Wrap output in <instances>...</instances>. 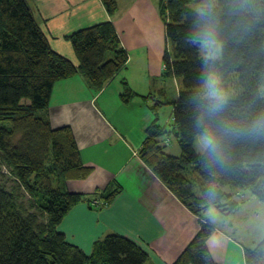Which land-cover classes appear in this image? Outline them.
<instances>
[{"label":"trees","instance_id":"16d2710c","mask_svg":"<svg viewBox=\"0 0 264 264\" xmlns=\"http://www.w3.org/2000/svg\"><path fill=\"white\" fill-rule=\"evenodd\" d=\"M101 1L114 18L118 0ZM158 4L167 40L164 75L182 86L172 102L173 127L153 121L141 158L197 213L234 211L235 189H250L264 202V0ZM68 38L78 64L53 48L30 0H0V264H147V252L121 234L96 241L88 254L58 230L77 204L93 207L90 197L99 196L107 205L122 189L115 182L89 195L67 190L68 180L87 178L92 167L83 163L72 128L51 124L54 86L79 74L99 91L130 58L112 20ZM203 41L219 44L220 57L203 55ZM214 76L220 82L207 86ZM229 83L239 90L211 95ZM124 87L125 100L136 95ZM171 133L179 138L180 155L166 150ZM200 135L211 140L204 153L195 147ZM202 225L176 264H214L206 240L215 226ZM245 260L264 264V238L246 249Z\"/></svg>","mask_w":264,"mask_h":264},{"label":"crops","instance_id":"0c3cea01","mask_svg":"<svg viewBox=\"0 0 264 264\" xmlns=\"http://www.w3.org/2000/svg\"><path fill=\"white\" fill-rule=\"evenodd\" d=\"M30 3L53 48L76 64L79 61L68 36L97 22L112 20L130 54L126 66L99 91L79 74L54 86L48 110L51 124L72 128L83 163L92 167L87 178L68 180L67 190L89 195L115 182L122 189L101 209L87 201L77 204L58 226L67 241L90 254L96 241L117 233L147 252V264H176L186 256L202 224L212 223L216 231L206 245L214 264H246V249L257 244L252 227L235 225L229 216L223 219L215 208L205 214L192 211L140 156L146 129L161 117V105L169 100L167 89L158 86L167 82L163 69L165 21L158 0H119L114 18L101 0ZM125 82L136 93L128 100L122 96ZM175 83L178 87L177 80ZM158 93L164 103L157 100ZM176 98L169 100L172 110L167 116H172Z\"/></svg>","mask_w":264,"mask_h":264},{"label":"rangeland","instance_id":"374dc122","mask_svg":"<svg viewBox=\"0 0 264 264\" xmlns=\"http://www.w3.org/2000/svg\"><path fill=\"white\" fill-rule=\"evenodd\" d=\"M160 0H158L159 2ZM104 6V4H103ZM194 7V9H200V6L198 5V3H194L192 5ZM105 8V7H104ZM158 10H159V6H158ZM119 11V0H118V10ZM116 12V14H117ZM160 13V11H159ZM161 16V14H160ZM215 49V51L213 52L212 50ZM201 52L203 55L205 56H211V57H220V52H221V48L219 44H216L214 42H210V41H203L201 44ZM133 65L136 66V62L135 60L133 61ZM138 69H136V75L138 74ZM167 78V82H163L161 81L160 85H158L159 87H165L168 91L167 96L168 99L170 100L172 97H178L176 96L179 93V88L182 86L180 79L177 78H171V77H166ZM238 78V77H237ZM176 80L178 83V87L176 86ZM220 82V79L216 76H214L213 78H211L210 82L207 84V86H212L216 83ZM239 90V88L236 85H233V83H229L227 87H225V89H220V90H214L211 92V95L213 96H219V97H223L225 95H229V93H233V92H237ZM229 92V93H228ZM179 95V94H178ZM157 100H162V103H164L163 100H165L164 97H162L161 94H157ZM167 101V103H164L161 105V108L159 110V115H161L160 118L157 119V122L160 124L165 123H170L172 125L169 126V128H172L174 125V121L172 120V116H167L172 108H171V104L170 101ZM166 113V114H165ZM164 143L167 145L166 146V150L170 153H175V155H180L181 153V149H180V145H179V138L177 137V135L175 133H171L170 135H168V137L164 140ZM211 140L208 137L205 136H198L196 138L195 141V147L196 150L200 153H204L205 150L207 149V147L210 145ZM8 186H10V182L8 183ZM225 191L228 193L232 192L231 186H227L225 188ZM234 196L237 200V206L236 209L228 214H225L223 211L219 210L221 213L222 218L224 219L225 216H229L231 217V220H234V224L235 225H243V224H247L250 225L252 227V232H253V239H256L257 243L255 245V247L260 243L259 241L262 240L264 238V202L259 200L252 192L250 189H243L239 191L237 189L234 190ZM84 194V193H83ZM91 199L93 198L92 204L94 205L93 207H97V206H107L103 204V201H100L99 196L97 198H94L93 196L90 197ZM88 202V201H87ZM102 207V208H103ZM98 208V207H97ZM190 208V207H189ZM215 207H211L209 209H207L206 211L213 209ZM192 211V208H190ZM217 209V208H215ZM205 211V212H206ZM205 212H202L200 214H205ZM197 213V212H196ZM199 214V213H197ZM223 219L220 220V222L223 223ZM250 232V228L248 229V231L246 233Z\"/></svg>","mask_w":264,"mask_h":264},{"label":"bare ground","instance_id":"6f19581e","mask_svg":"<svg viewBox=\"0 0 264 264\" xmlns=\"http://www.w3.org/2000/svg\"><path fill=\"white\" fill-rule=\"evenodd\" d=\"M163 69H164V65H163Z\"/></svg>","mask_w":264,"mask_h":264}]
</instances>
